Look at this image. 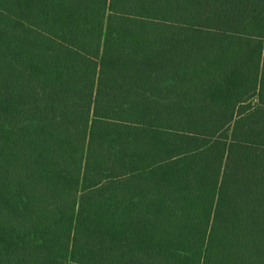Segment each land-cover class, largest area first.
<instances>
[{
    "label": "trees",
    "instance_id": "1",
    "mask_svg": "<svg viewBox=\"0 0 264 264\" xmlns=\"http://www.w3.org/2000/svg\"><path fill=\"white\" fill-rule=\"evenodd\" d=\"M0 264H264V0H0Z\"/></svg>",
    "mask_w": 264,
    "mask_h": 264
}]
</instances>
